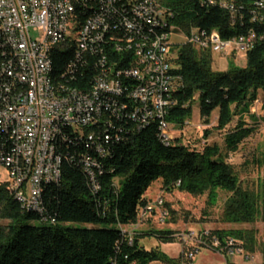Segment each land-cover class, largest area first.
Returning a JSON list of instances; mask_svg holds the SVG:
<instances>
[{
    "label": "trees",
    "instance_id": "trees-1",
    "mask_svg": "<svg viewBox=\"0 0 264 264\" xmlns=\"http://www.w3.org/2000/svg\"><path fill=\"white\" fill-rule=\"evenodd\" d=\"M156 1L171 13L169 22L186 33L193 27L198 33L215 31L222 40L250 31L254 34L252 47L245 50V66H238L230 57L226 69L220 71L211 69L208 49L189 42L170 47V73L176 82L165 120L182 126L196 97L203 122L208 123L215 109L219 128L236 117L234 132L225 136L227 149L235 151L250 133L243 115L258 90L264 88V0ZM71 57V52L52 53L56 78L61 79ZM94 71L93 59L88 58L83 67L76 68L71 85L87 90ZM111 121L112 126L104 127L110 139L103 156L85 148L75 138L76 132L66 131L68 142L58 146L62 155L60 181L46 184L41 194L45 219L37 212L22 211L0 185V264H149L157 260L178 264V259L145 249L137 236H129L123 229L136 224L149 205L144 194L155 180L166 192H207L211 205L217 189L229 192L223 213L226 221L252 223L264 214V177L255 192L242 188L233 167L215 145L198 150L182 144L174 135L165 144L159 137L158 121L139 131L129 119ZM85 154L96 158L93 179L81 162ZM4 220L8 223L2 224ZM173 233L151 229L146 235L167 242L173 240ZM211 235L222 248L231 239L233 247L240 241L244 251L255 249L253 230H216ZM259 250L264 264V239Z\"/></svg>",
    "mask_w": 264,
    "mask_h": 264
},
{
    "label": "built area",
    "instance_id": "built-area-1",
    "mask_svg": "<svg viewBox=\"0 0 264 264\" xmlns=\"http://www.w3.org/2000/svg\"><path fill=\"white\" fill-rule=\"evenodd\" d=\"M170 16L156 0H0V166L7 170L0 185L22 211L43 217L42 190L60 181L58 146L68 142L67 130L97 156L104 155V127L112 119L131 120L135 131L158 121L160 139H173L165 120L176 82ZM254 38L252 31L222 40L215 31L191 29L187 42L218 52L249 49ZM56 50L72 54L61 79L53 74ZM88 58L95 71L82 90L71 80ZM81 162L93 179L96 158L85 154ZM151 210L149 204L140 216ZM228 246L240 252L231 239Z\"/></svg>",
    "mask_w": 264,
    "mask_h": 264
},
{
    "label": "rangeland",
    "instance_id": "rangeland-1",
    "mask_svg": "<svg viewBox=\"0 0 264 264\" xmlns=\"http://www.w3.org/2000/svg\"><path fill=\"white\" fill-rule=\"evenodd\" d=\"M190 32V30H189ZM189 32L186 33L179 27H173L169 34L170 45L186 43ZM197 29L192 28V33ZM196 48V45H193ZM202 49V48H201ZM240 49L231 47L221 51H210L211 69L220 71L225 67V61L233 58L240 66H245V56L240 49L238 56L235 52ZM236 58V59H235ZM245 126L250 128V133L237 145L235 151H229L225 136L234 132L236 117L225 128L217 126V109L209 117L208 123L203 122L199 115L196 97L191 102V114L182 126L170 124L172 133L179 137V141L190 147L201 150L204 146L215 145L225 155L227 163L231 164L242 188L254 191L260 180L264 177V88L258 90L257 98L249 106L248 112L243 115ZM2 177H6L7 170L0 166ZM151 212L140 216L136 224L124 226V232L129 236H137L139 243L145 249H155L162 252L170 259H178V264H262L260 245L264 239V214H260L252 223L226 221L224 218V205L229 192L217 189L213 205L208 203L207 192L200 195L173 190L166 192L161 188V182L155 180L145 192ZM161 201V204L158 202ZM7 224L8 220L1 221ZM32 223V222H31ZM33 224L39 225L38 222ZM172 230L173 240L164 242L155 236L146 235L149 230ZM246 230L255 232V249L244 251L240 241L236 247L239 253H230L226 245L220 247L215 236L211 235L216 230ZM227 242V241H226ZM226 249L227 252H224ZM193 252L191 259L187 253ZM149 264H167L157 260Z\"/></svg>",
    "mask_w": 264,
    "mask_h": 264
},
{
    "label": "crops",
    "instance_id": "crops-1",
    "mask_svg": "<svg viewBox=\"0 0 264 264\" xmlns=\"http://www.w3.org/2000/svg\"><path fill=\"white\" fill-rule=\"evenodd\" d=\"M239 51H240V49H238L237 52H235V57L238 56ZM242 51H243V50H242ZM243 53H244V56H245V50L243 51ZM235 59H236V58H235ZM226 65H227V63H226V61H225V67H224L222 70H225V69H226Z\"/></svg>",
    "mask_w": 264,
    "mask_h": 264
}]
</instances>
